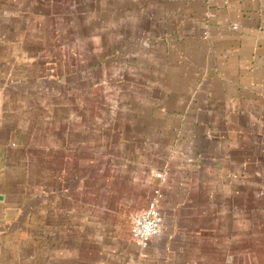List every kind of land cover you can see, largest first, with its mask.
Returning a JSON list of instances; mask_svg holds the SVG:
<instances>
[{"label": "crops", "instance_id": "0c3cea01", "mask_svg": "<svg viewBox=\"0 0 264 264\" xmlns=\"http://www.w3.org/2000/svg\"><path fill=\"white\" fill-rule=\"evenodd\" d=\"M0 264H264V0H0Z\"/></svg>", "mask_w": 264, "mask_h": 264}, {"label": "built area", "instance_id": "2783aa9c", "mask_svg": "<svg viewBox=\"0 0 264 264\" xmlns=\"http://www.w3.org/2000/svg\"><path fill=\"white\" fill-rule=\"evenodd\" d=\"M165 176L166 172L155 174V177L160 180H163ZM160 198L161 191L155 189L145 208L134 213L130 218V234L140 249H145L149 246L152 239L158 235L162 226L163 216L159 209Z\"/></svg>", "mask_w": 264, "mask_h": 264}]
</instances>
